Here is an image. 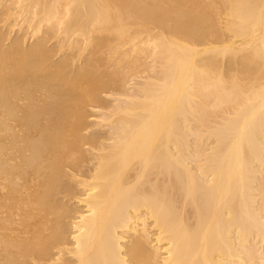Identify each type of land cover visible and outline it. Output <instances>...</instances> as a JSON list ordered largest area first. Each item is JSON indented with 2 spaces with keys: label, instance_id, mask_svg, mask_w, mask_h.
Listing matches in <instances>:
<instances>
[{
  "label": "bare ground",
  "instance_id": "1",
  "mask_svg": "<svg viewBox=\"0 0 264 264\" xmlns=\"http://www.w3.org/2000/svg\"><path fill=\"white\" fill-rule=\"evenodd\" d=\"M0 264H264V0H0Z\"/></svg>",
  "mask_w": 264,
  "mask_h": 264
},
{
  "label": "rangeland",
  "instance_id": "2",
  "mask_svg": "<svg viewBox=\"0 0 264 264\" xmlns=\"http://www.w3.org/2000/svg\"><path fill=\"white\" fill-rule=\"evenodd\" d=\"M11 29L13 30V35H14V34H17V32L19 31V26H14L13 28L11 27ZM17 30H18V31H17ZM91 130H93V129L90 128V131H91ZM102 131H103V132H107V131H109V130H108V127H107V128H102V129L98 130V133H99V132L101 133ZM103 132H102V133H103ZM102 133H101V134H102Z\"/></svg>",
  "mask_w": 264,
  "mask_h": 264
}]
</instances>
